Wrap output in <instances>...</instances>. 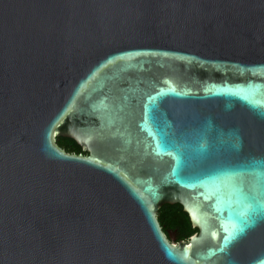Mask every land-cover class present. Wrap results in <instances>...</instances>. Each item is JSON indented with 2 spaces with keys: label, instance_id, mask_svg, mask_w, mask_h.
Instances as JSON below:
<instances>
[{
  "label": "water",
  "instance_id": "water-1",
  "mask_svg": "<svg viewBox=\"0 0 264 264\" xmlns=\"http://www.w3.org/2000/svg\"><path fill=\"white\" fill-rule=\"evenodd\" d=\"M261 191L264 0H0V264H264Z\"/></svg>",
  "mask_w": 264,
  "mask_h": 264
},
{
  "label": "trees",
  "instance_id": "trees-1",
  "mask_svg": "<svg viewBox=\"0 0 264 264\" xmlns=\"http://www.w3.org/2000/svg\"><path fill=\"white\" fill-rule=\"evenodd\" d=\"M56 144L66 152L87 154V152L82 150L79 143L71 137L60 136ZM157 216L166 233L169 229L177 230V241L188 239L192 234L198 231L197 228L192 226L188 213L183 209L180 203L164 204L160 208Z\"/></svg>",
  "mask_w": 264,
  "mask_h": 264
},
{
  "label": "snow or ice",
  "instance_id": "snow-or-ice-1",
  "mask_svg": "<svg viewBox=\"0 0 264 264\" xmlns=\"http://www.w3.org/2000/svg\"><path fill=\"white\" fill-rule=\"evenodd\" d=\"M242 195H244L249 201L248 208L250 211L248 218L240 221V224L246 227L249 223H253L255 221V217L258 213L264 215V200L261 199V196H264V191L242 193ZM238 231H243V227L239 228Z\"/></svg>",
  "mask_w": 264,
  "mask_h": 264
},
{
  "label": "flooded vegetation",
  "instance_id": "flooded-vegetation-1",
  "mask_svg": "<svg viewBox=\"0 0 264 264\" xmlns=\"http://www.w3.org/2000/svg\"><path fill=\"white\" fill-rule=\"evenodd\" d=\"M172 232V237H174L175 239H177L178 236V232L175 229H169Z\"/></svg>",
  "mask_w": 264,
  "mask_h": 264
}]
</instances>
